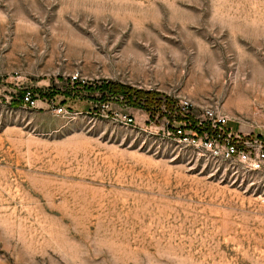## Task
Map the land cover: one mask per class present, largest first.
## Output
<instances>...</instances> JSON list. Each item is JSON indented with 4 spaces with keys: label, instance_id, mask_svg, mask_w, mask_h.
Here are the masks:
<instances>
[{
    "label": "rangeland",
    "instance_id": "374dc122",
    "mask_svg": "<svg viewBox=\"0 0 264 264\" xmlns=\"http://www.w3.org/2000/svg\"><path fill=\"white\" fill-rule=\"evenodd\" d=\"M210 105L264 134V0H0V264H264Z\"/></svg>",
    "mask_w": 264,
    "mask_h": 264
},
{
    "label": "built area",
    "instance_id": "2783aa9c",
    "mask_svg": "<svg viewBox=\"0 0 264 264\" xmlns=\"http://www.w3.org/2000/svg\"><path fill=\"white\" fill-rule=\"evenodd\" d=\"M78 79V75H74ZM24 103L30 107L37 106L38 98L31 89L22 95ZM229 114L217 105L203 109L201 117L189 133L179 127L176 131L183 138L202 149L203 154L212 159L216 170L239 185L245 184L254 190L259 189L264 195V134L232 130L228 125Z\"/></svg>",
    "mask_w": 264,
    "mask_h": 264
},
{
    "label": "trees",
    "instance_id": "16d2710c",
    "mask_svg": "<svg viewBox=\"0 0 264 264\" xmlns=\"http://www.w3.org/2000/svg\"><path fill=\"white\" fill-rule=\"evenodd\" d=\"M126 90L125 91H129L131 89H133V87H130V86H126L124 85ZM138 92H144L145 95H150V94H155V91H142V90H139Z\"/></svg>",
    "mask_w": 264,
    "mask_h": 264
}]
</instances>
